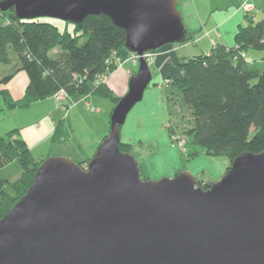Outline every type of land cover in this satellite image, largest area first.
Segmentation results:
<instances>
[{"label":"water","instance_id":"95a60500","mask_svg":"<svg viewBox=\"0 0 264 264\" xmlns=\"http://www.w3.org/2000/svg\"><path fill=\"white\" fill-rule=\"evenodd\" d=\"M179 0H4L21 19L104 14L139 56L88 166L49 156L0 219V264H264V151L240 153L208 189L191 172L143 179L121 127L153 79L145 53L186 43Z\"/></svg>","mask_w":264,"mask_h":264},{"label":"trees","instance_id":"16d2710c","mask_svg":"<svg viewBox=\"0 0 264 264\" xmlns=\"http://www.w3.org/2000/svg\"><path fill=\"white\" fill-rule=\"evenodd\" d=\"M0 13L8 21L0 23V63L14 62L15 66L12 73L0 78V87L20 71L29 80L20 99L7 88H0L8 109L29 107L35 101L54 97L61 89L71 99L99 95L118 103L121 97L101 76L115 71L121 61L119 52L127 51L126 30L109 16L91 14L78 24L66 21L61 30L49 17L21 19L14 8ZM245 14L249 22L239 26L235 45L216 43L209 53L184 58L179 64L180 74L167 92L169 99L179 96L190 110L188 141L208 153H226L231 161L245 151H264V17L254 21L250 13ZM192 39L189 33L187 42ZM56 48L60 51L52 55ZM252 51L263 55L257 59ZM62 103L70 105L69 100ZM67 127L66 118L56 123L50 137L53 145L66 141ZM16 133L18 129L10 131L7 138L0 136V219L31 187L43 162L36 160L27 142ZM120 148L132 151V145L122 140ZM91 159L77 163L85 168ZM211 183L198 180L205 189Z\"/></svg>","mask_w":264,"mask_h":264},{"label":"rangeland","instance_id":"374dc122","mask_svg":"<svg viewBox=\"0 0 264 264\" xmlns=\"http://www.w3.org/2000/svg\"><path fill=\"white\" fill-rule=\"evenodd\" d=\"M5 18L6 17L1 15L0 13V23H2L3 21L8 22ZM262 18L258 16L257 20H260ZM48 20L50 22H53L54 24L59 25L61 30L65 29L66 21L57 18H48ZM68 28L69 30L73 31V25L71 23H69ZM211 45L212 44H210L209 41L201 43L202 49L205 50H211L214 47V45ZM198 46L199 45L197 43H192L190 45L188 51H190V53H193L191 55L199 54ZM59 51L60 48H56L52 51V55H56ZM155 52H153L151 54V57L148 59L151 68L156 60ZM11 53L12 57H15V53ZM250 54L254 55L257 59L259 56L263 55L261 51H252ZM136 64L139 67V61ZM14 69V62L8 65L0 63V78L6 74L12 73ZM107 79L102 80H105L104 82L107 83ZM157 79L158 76L156 77V73H154L149 88L144 93L143 100L137 103L129 112L126 122L121 127V130L123 132L127 128L131 127L133 118L137 116L138 112L143 111V114H140V116L143 115L144 117H146V122L144 124L145 128L141 129L138 132H136V130L133 132L135 136L134 141H136L137 139H141V144H138L136 148L143 150L147 158L150 159L147 165L143 164L144 166H142L139 164L142 178L158 180L164 177H174L183 171H188L191 172L195 177H197L198 180L203 181V183L218 181L230 169L232 161L229 155L226 153H208L206 150L194 144L191 140L188 141L189 136L186 132L191 126L190 110L188 107L182 105V103L179 101V96L175 94L176 96L172 97V100L169 99L167 93L169 91L168 88L171 89V84L173 83L175 78H166L162 83H160V85L162 86L165 85V89L164 91H162V93H166L164 96V106L167 108V117H164V119H162L158 118V116L156 115L153 119L150 116L149 109L152 105H154L153 102L148 101L150 97L149 95L151 94L150 87L157 85L155 84ZM166 85H168L167 88ZM153 89L154 88H152V91ZM114 93L118 95V93ZM96 97L105 102V104L109 106V110H111L112 106L114 109L116 104H114L113 101L98 95H96ZM53 101L55 102V104L53 103ZM75 101L77 100H69V102L72 103ZM59 104L63 105L61 101L56 100L54 97H50V99L47 98L45 100L35 101L29 107H16L8 109L5 106L2 96L0 95V136H5L7 138L10 131L18 129V131L21 132L19 136L29 143L37 140L40 136H46V141L49 140L51 136L49 135V132H51V130L53 129L54 124L52 116L50 114V109L52 108V106H57ZM98 105V103L91 102L89 103V110L87 109L86 113L81 112L80 114H77L75 116V122L71 124L73 132L72 136H76L75 139L70 135L68 137V140L71 139L70 143L64 145H55L53 146V150H51L50 152L44 151L42 154H39L40 150L36 149L34 151L36 160L44 162L49 156L55 155L61 157H69L75 162H82L78 158H73V156H67L66 154H64L66 153V151H64L63 148H65L66 150L68 148L70 149V145L73 148L76 138L78 140H82L85 145L84 153L88 154L86 159H91L93 156L92 149H94V147L92 146V143L94 142V139L100 135V132L103 131L102 129L104 126L107 127V129H109L110 127L111 116L104 119V117L101 118L102 115L100 114L101 117H98L96 110V108H98ZM143 105H146V107H144ZM93 107L95 108L96 112L91 110V108ZM78 109H80V105L78 106ZM54 115L55 119H58V113H55ZM37 123L40 125L39 130H36L35 127ZM174 135H180L181 140L179 139V141H182V139L186 141L185 149L181 148L180 142L176 141ZM96 151L93 153H96ZM149 156L151 158H149ZM11 163L16 166L15 161H12Z\"/></svg>","mask_w":264,"mask_h":264},{"label":"crops","instance_id":"0c3cea01","mask_svg":"<svg viewBox=\"0 0 264 264\" xmlns=\"http://www.w3.org/2000/svg\"><path fill=\"white\" fill-rule=\"evenodd\" d=\"M243 1L245 0H179L178 9L182 14L183 21L188 32L193 34V39L186 43L167 44L156 50V60L152 65V70L153 74L156 73V77L158 76V79L155 82V84L157 85L150 87L151 94L149 95L150 97L148 99V101L154 103V105H152L149 109V114L153 119L156 115L158 116V118L162 119H164V117H167V108L164 106V96L166 93H162V91H164L165 89V85L162 86L160 85V83H162L166 78L178 77L180 74V62L184 58L195 56L191 55L193 53H190V51H188V48L192 43H197L199 45V54L203 51V53H209L213 49H202V42L209 41L212 45H215L216 43L225 44L228 46L235 45V34L239 26L247 25L249 22L246 14L240 8ZM250 1H252L256 5V10L251 12L250 15H252L254 21H257L258 16H260V18L264 16V0ZM215 29H218V31L220 32V34L216 37L214 33ZM213 37H215V43H213L212 41ZM132 55L133 53L129 52L128 50H121L119 52L121 61L118 63V67L116 68V70L110 73L107 79L106 84L114 92L118 93L119 96H123L127 93L129 88V80L132 74L138 70L137 64L132 61ZM28 83L29 80L27 74L24 71H20L16 73V75L8 84L2 85L0 88H7L15 99H20L24 95ZM152 88H154L153 91ZM76 100L77 101L73 102L72 104L69 102L70 105L66 107L67 110L65 106L61 104H59L60 106H52V108L50 109V114L52 116L54 124L53 129L51 130V132H49V135H52L56 123L60 121L61 118H66L68 121V137L70 135L72 136L73 132L71 124L75 122V116L77 114H80L81 112L86 113L87 109L89 110V103L91 102L99 104L98 108H96L98 117H101V114V118L104 117V119H106V117L109 118L112 114L113 106L111 110H109V106H107L101 99L97 98L96 95H86ZM53 103L55 104L54 101ZM79 105L80 109H78ZM143 106L146 107V105ZM96 110L93 111L96 112ZM141 112H138L137 116L133 118L131 127L127 128L124 132L121 130V140L132 145V153L139 161V164L144 166L143 164L147 165L150 159L147 158L143 150L136 148L138 144H141V139H137L136 141H134L135 136L133 134L135 130L136 132H138L141 129L145 128L144 124L146 122V117H144L143 115L140 116V114H143V111ZM55 113H58V119H55ZM35 127L36 130H39L40 125L37 123ZM102 130V133L100 132V135L96 137L94 139V142L92 143V146L94 147V149H92V154H94L93 152L96 151L100 142L108 134L110 127L109 129H107V127L104 126ZM16 134L19 138H22L19 136L21 132L18 131V133ZM68 137L66 141L60 144L64 145L70 143L71 139L68 140ZM73 137L75 139L76 136H72V138ZM27 144L32 149L33 153L36 149L40 150L39 154H42L44 151L50 152L51 150H53V146H55L50 141V138L46 141V136H40L37 140H34L31 143L27 142ZM84 146L85 145L83 141L76 138L73 148L71 145L70 149L68 148L66 150L65 148H63V150L66 151V153L64 154H66L67 156H73V158H78L81 161L87 160L86 158L88 154L84 153ZM149 158L151 157L149 156Z\"/></svg>","mask_w":264,"mask_h":264},{"label":"built area","instance_id":"2783aa9c","mask_svg":"<svg viewBox=\"0 0 264 264\" xmlns=\"http://www.w3.org/2000/svg\"><path fill=\"white\" fill-rule=\"evenodd\" d=\"M240 8L243 10L244 13H251L253 11L256 10V5L250 1V0H245L242 2ZM214 33H215V37L218 36L220 34V32L218 31V29H215L214 30ZM215 37L212 38V41L213 43H215ZM154 51H149L147 53H145V57L147 58V60L151 57V54L153 53ZM245 55V54H244ZM132 61L134 63H138L139 61V56L137 54H133L132 55ZM109 76V74H102L101 76V79H107V77ZM105 81V80H104ZM54 97L61 101V102H66L67 100H70L71 98L69 97V95L67 94L66 90L65 89H61L59 90L55 95ZM72 100V99H71ZM72 104V102H70ZM66 108V107H65ZM91 110H95V108H91ZM175 136V139L176 141L180 142V146L182 149H185V145H186V141L184 139H182V141H179V139L181 140L180 138V135H174Z\"/></svg>","mask_w":264,"mask_h":264},{"label":"clouds","instance_id":"9594fccd","mask_svg":"<svg viewBox=\"0 0 264 264\" xmlns=\"http://www.w3.org/2000/svg\"><path fill=\"white\" fill-rule=\"evenodd\" d=\"M134 54V53H133Z\"/></svg>","mask_w":264,"mask_h":264}]
</instances>
